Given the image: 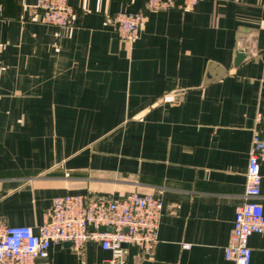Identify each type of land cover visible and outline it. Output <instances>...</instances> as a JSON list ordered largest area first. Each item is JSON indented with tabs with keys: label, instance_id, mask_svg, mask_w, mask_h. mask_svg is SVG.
I'll use <instances>...</instances> for the list:
<instances>
[{
	"label": "crops",
	"instance_id": "obj_1",
	"mask_svg": "<svg viewBox=\"0 0 264 264\" xmlns=\"http://www.w3.org/2000/svg\"><path fill=\"white\" fill-rule=\"evenodd\" d=\"M36 1L0 2V224L35 231L65 195H152L163 204L158 242L150 256L127 247L125 264H232L224 248L264 125V0L149 14L132 45L111 18L146 0H67V29L42 24ZM238 48L249 59L234 68ZM209 62L227 75L202 88ZM248 247L250 264H264V234ZM110 257L62 244L37 264Z\"/></svg>",
	"mask_w": 264,
	"mask_h": 264
},
{
	"label": "built area",
	"instance_id": "obj_2",
	"mask_svg": "<svg viewBox=\"0 0 264 264\" xmlns=\"http://www.w3.org/2000/svg\"><path fill=\"white\" fill-rule=\"evenodd\" d=\"M203 1L206 0H146L143 10L118 13L111 18V23L119 41L132 45L139 39L149 14L174 9L190 12ZM34 8L44 25L61 29L72 25L74 12L67 0H37ZM257 124L260 126V121ZM261 163H264V125L253 131L244 201L235 212L229 241L224 248V259L232 264H250L248 240L252 235L264 234V211L258 203ZM162 210L159 198L137 193L121 198L56 197L35 231L29 227L0 224V264L45 262L50 250L62 244H71L75 252H80L86 244H97L102 251L110 253L107 264H125L127 247L131 246L150 256L158 242ZM100 228L105 231L100 232Z\"/></svg>",
	"mask_w": 264,
	"mask_h": 264
},
{
	"label": "water",
	"instance_id": "obj_3",
	"mask_svg": "<svg viewBox=\"0 0 264 264\" xmlns=\"http://www.w3.org/2000/svg\"><path fill=\"white\" fill-rule=\"evenodd\" d=\"M248 59H249L248 52L246 50L238 48L236 50V53H235L233 67L236 68V67L240 66L241 64H243ZM226 75H227L226 70H224L222 67H220L219 65H217L215 63L209 62L207 64V68H206V71L204 74V78H203L201 87L204 88L208 85H211V84L223 79ZM182 95H183L182 91H177V92L172 93V96L174 97V99L176 101L181 100ZM99 231L104 232L105 229L100 228ZM107 231H109V230H107ZM64 245L67 248H71V244H64Z\"/></svg>",
	"mask_w": 264,
	"mask_h": 264
}]
</instances>
